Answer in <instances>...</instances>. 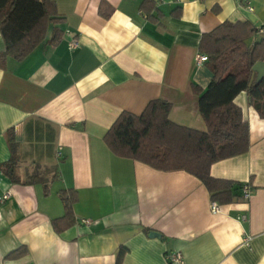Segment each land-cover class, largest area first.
<instances>
[{"label": "crops", "instance_id": "0c3cea01", "mask_svg": "<svg viewBox=\"0 0 264 264\" xmlns=\"http://www.w3.org/2000/svg\"><path fill=\"white\" fill-rule=\"evenodd\" d=\"M54 1L60 41L44 40L0 67V164L11 156V128L19 180L0 168V194L9 192L0 203V264H117L119 248V264H177L165 258L176 250L180 264H264V118L244 91L234 102L248 123V150L209 172L251 193L216 212L193 175L115 156L102 140L119 112L139 113L155 98L170 103L173 122L205 130L191 89L211 78L196 61L200 37L223 21L264 26V0H152L150 17L142 0ZM33 173L49 178L47 193L39 182L23 183ZM62 188L76 190L75 221L56 233ZM22 246L25 253L5 258Z\"/></svg>", "mask_w": 264, "mask_h": 264}, {"label": "trees", "instance_id": "16d2710c", "mask_svg": "<svg viewBox=\"0 0 264 264\" xmlns=\"http://www.w3.org/2000/svg\"><path fill=\"white\" fill-rule=\"evenodd\" d=\"M139 6L147 17L151 16V9H156L152 0H142ZM62 21L54 0H0V35L4 44L0 67H4L7 57L22 59L44 40L57 44L62 35L58 24ZM49 28L51 35L46 39ZM257 28L247 21H223L201 35L198 49L206 56L204 62L211 78L206 88L193 84L191 89L197 96L205 130L173 122L168 117L170 103L155 98L139 113L126 110L118 113L102 137L108 150L115 156L136 160L157 170L185 171L204 185L210 200L217 204L239 199L244 183L213 177L209 169L215 161L248 150V123L234 102L236 95L244 91L248 105L264 118V78L256 81L251 69L256 61H264V37L256 36ZM5 136L11 156L0 168L12 181L18 182L13 156L17 144L11 128ZM34 182L41 183L47 193L49 178L33 173L23 183ZM58 196L63 214L51 220L56 233L75 221L73 205L77 201L73 188L58 190ZM25 251L23 246L19 247L5 258L17 257ZM122 251L119 248L117 264Z\"/></svg>", "mask_w": 264, "mask_h": 264}, {"label": "built area", "instance_id": "2783aa9c", "mask_svg": "<svg viewBox=\"0 0 264 264\" xmlns=\"http://www.w3.org/2000/svg\"><path fill=\"white\" fill-rule=\"evenodd\" d=\"M246 7L249 9V10H252V6L246 2ZM256 36L258 38H261V37H264V26H258L256 32H255ZM78 46V42L76 40H71L70 43H69V48H75ZM196 61L199 62V63H202L204 61H206V56L205 54L203 53H198L196 55ZM250 193H251V189L249 187L248 184L244 183L242 188H241V192H240V199L241 200H247L250 196ZM9 197V192H3L2 194H0V203L5 201L7 198ZM210 209L212 212H216L217 209H218V205L216 202L214 201H211L210 202ZM242 218H244V216H242ZM80 221L85 224V225H88L90 223V220L88 218H82L80 219ZM248 240L249 238L248 237H245L244 238V242L246 244H248ZM165 258L168 262L170 263H177V264H180L183 262V259H182V256H181V253L179 251H170V252H167L165 254Z\"/></svg>", "mask_w": 264, "mask_h": 264}, {"label": "water", "instance_id": "95a60500", "mask_svg": "<svg viewBox=\"0 0 264 264\" xmlns=\"http://www.w3.org/2000/svg\"><path fill=\"white\" fill-rule=\"evenodd\" d=\"M251 69L255 72V79L256 81L261 80L262 78H264V61H256ZM160 234L154 230H151L149 232V236H159Z\"/></svg>", "mask_w": 264, "mask_h": 264}]
</instances>
